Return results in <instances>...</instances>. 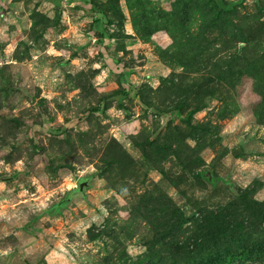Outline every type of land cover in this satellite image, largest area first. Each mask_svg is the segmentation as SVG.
I'll return each instance as SVG.
<instances>
[{"label": "rangeland", "instance_id": "1", "mask_svg": "<svg viewBox=\"0 0 264 264\" xmlns=\"http://www.w3.org/2000/svg\"><path fill=\"white\" fill-rule=\"evenodd\" d=\"M222 1L0 0V264H264V0Z\"/></svg>", "mask_w": 264, "mask_h": 264}, {"label": "trees", "instance_id": "2", "mask_svg": "<svg viewBox=\"0 0 264 264\" xmlns=\"http://www.w3.org/2000/svg\"><path fill=\"white\" fill-rule=\"evenodd\" d=\"M214 1V0H213ZM85 179H88V178H81V179H79V181H78V185H77V187H76V189L72 192V194H76L77 192V194H82L80 191H79V188L82 186V184H83V180H85ZM89 180V179H88ZM70 199V197H68V199H66V200H63V201H61L60 203H58L57 205H56V208L57 207H60V206H62V205H64L68 200Z\"/></svg>", "mask_w": 264, "mask_h": 264}, {"label": "water", "instance_id": "3", "mask_svg": "<svg viewBox=\"0 0 264 264\" xmlns=\"http://www.w3.org/2000/svg\"><path fill=\"white\" fill-rule=\"evenodd\" d=\"M215 1V3L218 5V7L219 8H223L224 6H223V1L222 0H214ZM88 182H89V180L88 179H85V180H83V184H82V186L79 188V191L81 192V193H83V190L86 188V186L88 185Z\"/></svg>", "mask_w": 264, "mask_h": 264}]
</instances>
